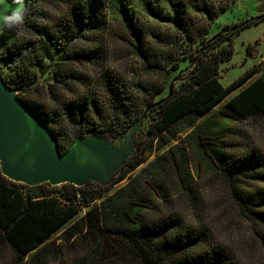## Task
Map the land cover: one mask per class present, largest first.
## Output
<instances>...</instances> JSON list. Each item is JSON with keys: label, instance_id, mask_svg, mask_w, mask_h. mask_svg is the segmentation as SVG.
I'll return each instance as SVG.
<instances>
[{"label": "trees", "instance_id": "trees-1", "mask_svg": "<svg viewBox=\"0 0 264 264\" xmlns=\"http://www.w3.org/2000/svg\"><path fill=\"white\" fill-rule=\"evenodd\" d=\"M235 3L21 0L24 23L0 33V72L61 152L91 132L122 135L183 60L186 67L200 61L110 186L29 188L0 172V264L5 253L11 264H66L67 257L70 264H247L245 247L223 239L211 221L203 178L221 187L264 259V149L242 126L264 124V73L256 77L253 68L228 87L219 81L233 38L264 23V13L207 37ZM118 45L130 62L115 67ZM44 69L52 75L45 85Z\"/></svg>", "mask_w": 264, "mask_h": 264}, {"label": "water", "instance_id": "water-1", "mask_svg": "<svg viewBox=\"0 0 264 264\" xmlns=\"http://www.w3.org/2000/svg\"><path fill=\"white\" fill-rule=\"evenodd\" d=\"M200 61L173 72L165 87L146 104L139 119L119 136L91 132L61 152L42 116L9 87L0 72V172L29 188L47 185L107 187L122 175L139 144L161 116V109L194 74Z\"/></svg>", "mask_w": 264, "mask_h": 264}, {"label": "rangeland", "instance_id": "rangeland-1", "mask_svg": "<svg viewBox=\"0 0 264 264\" xmlns=\"http://www.w3.org/2000/svg\"><path fill=\"white\" fill-rule=\"evenodd\" d=\"M23 4H13L11 0H0V17L11 14V12L17 7H21ZM260 13H264V0H236V3L231 5L226 12H223L209 27L208 38L214 36L219 32L223 26H230L235 23H239L246 18L257 16ZM203 19L206 18L205 14L198 15ZM3 30V23L0 20V33ZM251 47V55L246 52V47ZM234 54L233 57L222 63L220 66L219 81L224 87L230 86L235 80L242 77L246 72L253 68L259 69L260 74L264 73V23L258 26L245 29L239 36L233 38L231 42ZM120 46L116 50V57L113 55V62L115 67L125 65L126 62H130L127 58H121ZM189 64V59H185L180 64L179 70L175 71V75L179 71L185 69ZM129 63L127 64V67ZM136 69L135 66H131V70ZM0 70L5 71L6 67L0 62ZM133 71V70H132ZM47 69L40 71L38 74L39 82L42 84H48L52 81V75L46 73ZM252 81V80H251ZM238 92V91H237ZM234 92L228 99L237 94ZM225 100V102L227 101ZM223 102L217 108L212 110L207 116L217 112L218 109L223 106ZM206 116V117H207ZM205 117V118H206ZM243 128L249 133L252 138L256 140L259 146L264 149V124L260 121L248 122L242 124ZM185 138V135L179 134L174 143H180ZM160 153H154L148 162L154 160ZM147 162V163H148ZM139 170H136L133 174H129L127 179H130ZM127 179L119 183L117 186L111 188L105 196L113 194V192L120 186L127 182ZM201 191L206 197L208 212L213 221L220 231V236L225 240L232 241L238 249L245 247V254L241 252V256H244V261L247 264H264L263 255H261L258 245L254 244L253 236L248 234L250 226L244 223L238 218L236 214L231 212L229 199L226 197L224 191L218 185L212 183L208 178H203L200 182ZM84 211L81 210L78 218L83 215ZM5 261H1V264H11V258L8 253L4 254ZM66 264H70L68 257L65 259Z\"/></svg>", "mask_w": 264, "mask_h": 264}, {"label": "clouds", "instance_id": "clouds-1", "mask_svg": "<svg viewBox=\"0 0 264 264\" xmlns=\"http://www.w3.org/2000/svg\"><path fill=\"white\" fill-rule=\"evenodd\" d=\"M14 2L21 4V0H14ZM0 20H2L3 27L8 29L22 25L24 23V10L22 5L14 9L11 14L0 17Z\"/></svg>", "mask_w": 264, "mask_h": 264}]
</instances>
